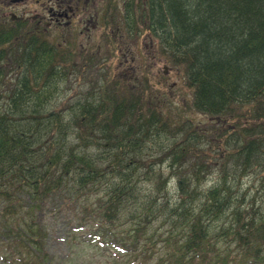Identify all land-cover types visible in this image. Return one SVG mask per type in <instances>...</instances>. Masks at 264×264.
I'll return each mask as SVG.
<instances>
[{
    "label": "trees",
    "instance_id": "16d2710c",
    "mask_svg": "<svg viewBox=\"0 0 264 264\" xmlns=\"http://www.w3.org/2000/svg\"><path fill=\"white\" fill-rule=\"evenodd\" d=\"M101 2L98 50L148 35L168 71L96 74L75 35L0 14L1 262L59 264L38 218L69 199L109 264H264V0Z\"/></svg>",
    "mask_w": 264,
    "mask_h": 264
},
{
    "label": "rangeland",
    "instance_id": "374dc122",
    "mask_svg": "<svg viewBox=\"0 0 264 264\" xmlns=\"http://www.w3.org/2000/svg\"><path fill=\"white\" fill-rule=\"evenodd\" d=\"M8 0H0V5H5ZM98 2V0H95ZM30 3H20V4H13L12 7L7 5L5 9L3 7H0V14L2 15H10L12 12L18 13L19 15H22V12L26 10L27 15L28 13H31L34 16L36 13L39 18L43 19L42 26L48 25L51 21H55L56 16L52 15V8L48 7V2H42L39 4L38 2H35V0H28ZM11 3V2H10ZM53 11V10H52ZM50 12V13H49ZM55 12V11H54ZM21 13V14H20ZM75 29H71L72 32L69 34L76 36V42H75V48L80 46V43L86 44V42L89 40L92 46L95 45H101L102 40L104 39L103 35H101V32L103 30H106V28L99 27L97 28L100 32H95V34H91L90 39L87 38L85 34H81L80 29L74 27ZM70 33V32H69ZM127 38V43L134 47L133 49V55L136 53V51H141L145 48V52L149 56V59L151 60L152 56H154V53H157L156 50L151 46L150 41L146 40L144 37L140 40H137L136 38ZM146 42V43H145ZM155 42L157 43V40L155 39ZM157 47V45H156ZM77 50V49H76ZM106 54H108L107 49L105 50ZM115 55L108 56L106 62L103 58H100L101 51H98V48L96 49L95 53H99L98 55V61L97 64L99 66L97 67V71L104 70L103 66H109L112 64L114 67L119 63L120 53L119 51H115ZM128 57H131V54L128 53ZM155 58L151 60V63L149 65H153ZM135 66L131 67V71ZM164 63H159L156 66L157 69H164L168 71V68H165ZM128 67H126L127 69ZM124 69V72L125 70ZM123 70H120V72ZM116 74H119L117 71H115ZM168 73V72H167ZM178 82V83H177ZM171 87H176L173 94L176 97V101L182 100L184 98H187L186 96L189 93L188 87H183L182 83L180 82V79L176 75L171 76ZM168 84V85H169ZM201 119H205L204 116L199 117ZM57 200L61 201L59 198ZM65 204L61 205L60 207H57L56 204H53L51 202H48L46 207L43 208L41 211V215L38 219H40L42 222H44L48 228V234L47 237V248L50 252V255L53 257H56V262L59 264H109L111 260V254L112 248L109 247L108 244H105V247H100L98 243H93L90 245V241L86 240V234H89V227H87L84 231L79 232H72L71 230H77V227H84L83 225L77 224L76 220V204L73 203L74 201H70L71 203H68L69 199H64ZM108 249V251H106ZM2 253L0 252V264H3L1 262Z\"/></svg>",
    "mask_w": 264,
    "mask_h": 264
},
{
    "label": "flooded vegetation",
    "instance_id": "af4514ba",
    "mask_svg": "<svg viewBox=\"0 0 264 264\" xmlns=\"http://www.w3.org/2000/svg\"><path fill=\"white\" fill-rule=\"evenodd\" d=\"M101 1L103 0H98V2H96L95 0H48V1L47 0H35V2H38L39 4H41L42 2L43 3L48 2V7L52 8L53 10V11L50 10V12H52V15L56 16L55 21H51L48 25L45 26L44 29L48 27H52V26L57 27L61 35L64 38V37L69 36V34L72 33L70 31L72 28L75 29L74 27H76L80 29L81 34H85L87 38L89 39L91 37V34H95V32H100L97 30V28L99 27L106 28V30H103L101 32V35H103V37H104L105 32L110 30L111 25L109 24L108 26L104 24L103 22H101L102 20L99 17L100 6L102 4ZM20 3L25 4V3H30V2H28V0H8L5 5L11 6L13 4H20ZM26 15H27V12L26 10H24L22 12L20 19H29L32 22H34L35 25L41 28L44 27L41 25L43 22V19L39 18L36 13L34 14V16H30V17ZM28 15H32V14L28 13ZM5 16H8V15H5ZM125 37L126 36H123L120 38V40L117 42V48H115L125 58L124 61L119 62V66L117 67V70L126 69V67H128L123 73L124 79L133 80L134 78H136L135 74L138 72L139 62L138 64H136L135 62H136L139 51H136V53H134L133 55L134 47L133 46L131 48L129 47L130 45L127 43V38L125 39ZM145 38L149 39V36L145 35ZM151 40H150V44L153 47ZM80 45L83 47V53L90 51V59L94 56V53H95L94 49L96 47L98 48L101 46V45L92 46L89 40L86 42V44L80 43ZM107 47H109L108 44H107ZM115 49H110V47L108 48L110 53H112V50H115ZM128 53L131 54V57H128ZM102 55H104L106 58L108 56H111V54L109 53L106 54L105 51L104 52L101 51V56ZM155 57L156 56H152L151 60H153ZM147 58L149 59V56H147ZM151 60L147 62V64H150ZM130 61H132L133 63H130ZM155 63L156 62L154 61L153 65ZM132 66H135V67L131 71ZM108 67H110V65Z\"/></svg>",
    "mask_w": 264,
    "mask_h": 264
},
{
    "label": "water",
    "instance_id": "95a60500",
    "mask_svg": "<svg viewBox=\"0 0 264 264\" xmlns=\"http://www.w3.org/2000/svg\"><path fill=\"white\" fill-rule=\"evenodd\" d=\"M13 17L15 18L16 16H15V15H13Z\"/></svg>",
    "mask_w": 264,
    "mask_h": 264
}]
</instances>
